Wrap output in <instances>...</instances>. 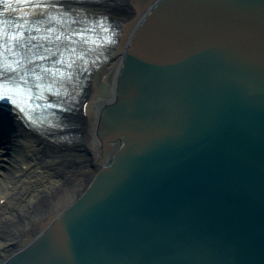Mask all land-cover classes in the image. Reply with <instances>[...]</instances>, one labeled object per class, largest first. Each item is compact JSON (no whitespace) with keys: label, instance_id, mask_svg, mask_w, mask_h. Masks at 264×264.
<instances>
[{"label":"water","instance_id":"obj_1","mask_svg":"<svg viewBox=\"0 0 264 264\" xmlns=\"http://www.w3.org/2000/svg\"><path fill=\"white\" fill-rule=\"evenodd\" d=\"M93 149L88 190L0 264H264V0L145 11Z\"/></svg>","mask_w":264,"mask_h":264},{"label":"bare ground","instance_id":"obj_2","mask_svg":"<svg viewBox=\"0 0 264 264\" xmlns=\"http://www.w3.org/2000/svg\"><path fill=\"white\" fill-rule=\"evenodd\" d=\"M157 1L108 0L87 8L127 24L124 27L126 40L122 51L97 74V85L107 86L109 93L100 96L93 87L88 107L76 115L78 138L74 145L55 142L27 128L17 117L0 114V124H4L2 119L6 122L5 128L0 125V133L10 131L17 143L15 152L30 160L21 165L14 181L0 180V260H8L22 251L25 242L38 239L46 226L73 205L101 172L93 144L102 103L115 94L122 57L140 16ZM3 147L0 146V155L7 154ZM78 149L83 155L77 153Z\"/></svg>","mask_w":264,"mask_h":264},{"label":"snow or ice","instance_id":"obj_3","mask_svg":"<svg viewBox=\"0 0 264 264\" xmlns=\"http://www.w3.org/2000/svg\"><path fill=\"white\" fill-rule=\"evenodd\" d=\"M15 2H20V0H15ZM26 2V0H25ZM13 3V0H0V4H5L6 5V9L7 8H10L11 5ZM78 35H83L82 33H78ZM61 37L60 36H57L56 39L59 40ZM12 39H16V36L14 35L12 37ZM73 52L75 51V49L72 50ZM40 59H44L43 56L40 57ZM18 65H19V61L16 62ZM58 64H61L63 65L65 62L61 59V60H58L57 61ZM9 67H11V65H9ZM72 67V64L69 63L67 64V68H71ZM13 71H15L16 69L13 68L12 69ZM45 71H48V72H51L50 69H46ZM57 72H59V69L57 70ZM59 74L61 76L64 75L63 72H59ZM53 76L56 75V73H52ZM36 79L37 80H41V76L37 75L36 76ZM21 81L23 82V77H21ZM37 87H39V85H37ZM3 88H4V85H0V99H9L11 100L13 103H16V104H23L26 108H28L29 110L31 111H34L35 109H38V108H55V107H58V105L56 104H52V103H39V101H44L46 99L45 95L43 92L39 93L38 95H33L32 92H31V89H27L23 92L20 91V86H16L15 90L11 92L10 95H8L7 97L5 96L4 92H3ZM49 91H51V89L49 88ZM56 95H59L60 93L57 92L55 93ZM13 96L16 97V99H13ZM33 104H34V108H33ZM24 108L21 109V111H23Z\"/></svg>","mask_w":264,"mask_h":264},{"label":"rangeland","instance_id":"obj_4","mask_svg":"<svg viewBox=\"0 0 264 264\" xmlns=\"http://www.w3.org/2000/svg\"><path fill=\"white\" fill-rule=\"evenodd\" d=\"M7 131L5 130V132L0 133V146H4L3 149L7 152V154L0 155V180L5 183L14 181L19 175L18 170H20L21 165L30 161L28 158H22L20 154L15 152V149H17V143L12 137L10 131ZM76 151L78 154L83 155V152L80 149ZM19 160L22 161V163H20Z\"/></svg>","mask_w":264,"mask_h":264}]
</instances>
